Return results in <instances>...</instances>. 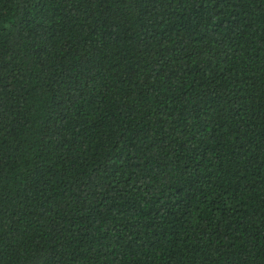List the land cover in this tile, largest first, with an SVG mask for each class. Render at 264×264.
I'll return each mask as SVG.
<instances>
[{
    "label": "trees",
    "instance_id": "16d2710c",
    "mask_svg": "<svg viewBox=\"0 0 264 264\" xmlns=\"http://www.w3.org/2000/svg\"><path fill=\"white\" fill-rule=\"evenodd\" d=\"M0 264H264V0H0Z\"/></svg>",
    "mask_w": 264,
    "mask_h": 264
}]
</instances>
